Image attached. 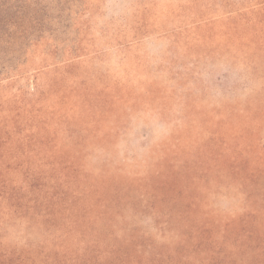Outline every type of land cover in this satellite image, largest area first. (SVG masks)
<instances>
[{"label":"rangeland","instance_id":"obj_1","mask_svg":"<svg viewBox=\"0 0 264 264\" xmlns=\"http://www.w3.org/2000/svg\"><path fill=\"white\" fill-rule=\"evenodd\" d=\"M14 2L20 5L10 12L16 25L37 29V39L23 42L20 61L0 74V102L13 104L16 95L31 106L51 85L59 90L66 107L74 108L69 119L81 112L99 128L76 150L94 181L106 172L122 183L144 182L161 167L194 164L209 138L234 142L241 132V125L224 122V110L264 97V54L253 49L263 46L264 35L246 46L247 22L264 19V0ZM33 15L41 23H32ZM256 30L264 34V24ZM82 122H71L68 131L82 135ZM216 188L210 206L227 216L243 210L244 196L235 187ZM156 216L143 205L126 208L116 233L127 236L134 229L145 246L173 244L176 238L163 234ZM9 228L0 234L11 242L48 236L24 220Z\"/></svg>","mask_w":264,"mask_h":264},{"label":"trees","instance_id":"obj_2","mask_svg":"<svg viewBox=\"0 0 264 264\" xmlns=\"http://www.w3.org/2000/svg\"><path fill=\"white\" fill-rule=\"evenodd\" d=\"M14 1L0 0V74L20 61L23 42L37 39V29L16 25L10 12L20 5ZM32 23L41 22L33 15ZM247 23L251 48L264 35L256 30L264 19ZM253 49L264 54V44ZM46 93L31 106L16 95L13 104L0 102V228L10 230L19 219L48 234L36 243L0 234V264H264V97L224 110V122L242 127L234 142L215 135L194 164H170L144 182L122 183L106 172L92 179L76 150L99 128L78 112L74 121L85 123L83 134L68 131L74 108L53 85ZM221 183L243 194L242 211L227 216L210 206L211 191ZM142 205L164 224L163 234L176 238L173 244L145 246L134 229L116 233L123 211Z\"/></svg>","mask_w":264,"mask_h":264}]
</instances>
